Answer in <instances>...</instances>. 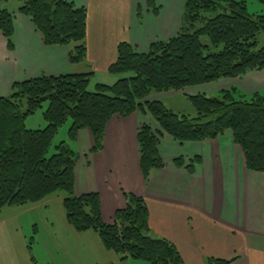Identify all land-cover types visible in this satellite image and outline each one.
<instances>
[{
  "label": "trees",
  "instance_id": "obj_1",
  "mask_svg": "<svg viewBox=\"0 0 264 264\" xmlns=\"http://www.w3.org/2000/svg\"><path fill=\"white\" fill-rule=\"evenodd\" d=\"M7 1L0 0V33L12 48L13 11L4 5ZM257 1L262 5L260 14L249 13L246 0H184L176 34L152 41L146 51H138L127 40L117 43L108 72L120 77L112 84H91V72L41 75L14 82L9 93L0 96V212L61 192L68 224L77 232L95 231L104 248L118 254L120 260L185 264L171 241L152 234L142 196L124 192V206L115 211L112 222H105L98 193L74 192L77 152L64 141L56 144L53 152L50 148L58 129L70 120V140L88 128L93 138L91 151H100L110 119L129 116L139 109L148 112L161 130L179 142L214 139L231 131L246 168L264 172V93L245 95L230 88L218 96L189 95L194 116L178 114L161 100L147 99L152 92L182 90L263 70L264 47L256 49V44L258 34L264 32V0ZM147 4L151 7L153 1ZM17 11L30 19L46 45L70 46L72 64L85 60L84 6L69 0H24ZM203 36L207 43L202 42ZM44 103L46 125L27 128V116ZM136 140L139 168L146 178L151 170L163 166L158 134L143 123ZM174 163L182 166L183 159L176 158ZM193 166L190 162L187 171L193 172ZM33 228L28 249L37 233ZM231 261L210 256L204 264Z\"/></svg>",
  "mask_w": 264,
  "mask_h": 264
},
{
  "label": "crops",
  "instance_id": "obj_2",
  "mask_svg": "<svg viewBox=\"0 0 264 264\" xmlns=\"http://www.w3.org/2000/svg\"><path fill=\"white\" fill-rule=\"evenodd\" d=\"M69 1L87 9L85 60L72 64L70 46L46 45L17 7L12 10V48L0 33V96L7 95L14 82L41 75L91 72V84H112L120 77L108 72L117 43L127 40L138 51H146L152 41L176 34L184 4L179 1L172 17L164 15L160 0H154L159 8L156 12L147 6L148 0ZM218 81L217 86L204 88L209 93L230 88L246 94L264 93V69ZM183 91L185 88L167 92ZM159 97L152 92L147 99ZM143 123L158 134L163 161L146 178L139 168L136 140ZM70 146L78 154L74 192L98 193L105 222L113 221L115 211L125 203L123 193L131 192L145 199L152 234L171 241L185 264H204L210 256L232 259L230 264H264V172L246 168L231 131L214 139L179 142L161 130L148 112L138 109L129 116L110 119L100 151H91L93 138L88 128L80 130ZM180 157L183 165L176 166L174 160ZM190 162L194 163L191 173L186 169ZM62 198L60 192L38 203L1 210L0 264H18L17 260L20 264H149L122 261L104 248L95 231L74 230L66 221ZM22 217L32 225V232L34 226L37 231L29 249V236L20 234ZM16 232L25 252L19 256L15 253Z\"/></svg>",
  "mask_w": 264,
  "mask_h": 264
},
{
  "label": "rangeland",
  "instance_id": "obj_3",
  "mask_svg": "<svg viewBox=\"0 0 264 264\" xmlns=\"http://www.w3.org/2000/svg\"><path fill=\"white\" fill-rule=\"evenodd\" d=\"M22 1H24V0H8L6 3H4V5L9 10H15L21 4ZM152 1L154 3L153 6H151V7L148 5L147 6L150 7V9H152L153 12H156L159 8H158V6L156 7L154 0H152ZM179 1L180 0H160V2H158V3L159 4L161 3V9H163V11L165 12L164 15L168 14L169 16L175 17L176 13L178 12ZM182 1L183 0H181V5H182ZM246 2H247V9H248L249 13L260 14L263 11L262 5L259 1H257V0H246ZM110 11H111V9H110ZM180 16H181V14H180ZM202 42L207 43L208 38L203 36ZM261 47H264V32H260L257 36L256 49L261 48ZM214 51H216V50H214ZM220 82H221V80H220ZM218 84H219V81L215 82V83L212 82L209 84H204L201 86H199V85L190 86V87L185 88V91H183L182 93H175L174 94V92H164L163 91V92H156V94H158L160 96L159 99L164 103V105L167 108L171 109L172 111H174L178 114H186V115L194 116L195 110H194L193 106L191 105V103L188 99V96L194 95V94H199V93L205 94L207 96H218L219 93H215L214 91H211L209 93V91H206V89L204 88V87H207L208 85L217 86ZM89 89L92 90L93 86L90 85ZM255 92H257V91H255ZM255 92H252L250 94H246V93H244V94L245 95H251V94H254ZM45 107H46V103L43 104L42 108H39L33 114H30L29 116H27V118L25 119V126L27 128H31V129L43 128L46 125V122H45L43 115H42ZM69 125H70V120H67V122H65L58 129V132L54 136L52 146L50 148L51 152L54 151V146L56 144L62 142V141L71 144V140H70V136H69V132H68ZM152 131L154 133H156L155 130H152ZM20 223H21V233L20 232L19 233L22 236L24 235L25 238L32 235V233H31L32 232V225L29 226L24 217H22ZM14 236H15V244H16L15 253L19 256L20 253H25V252L23 251L22 241L19 237V234L16 232L14 234ZM16 262L18 264L22 263L21 260H19V261L17 260ZM37 264H40L39 261Z\"/></svg>",
  "mask_w": 264,
  "mask_h": 264
}]
</instances>
